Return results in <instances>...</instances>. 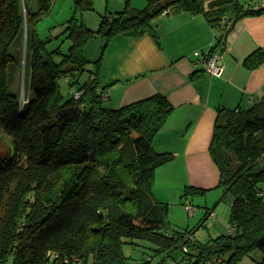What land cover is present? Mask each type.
Returning <instances> with one entry per match:
<instances>
[{
	"label": "trees",
	"instance_id": "16d2710c",
	"mask_svg": "<svg viewBox=\"0 0 264 264\" xmlns=\"http://www.w3.org/2000/svg\"><path fill=\"white\" fill-rule=\"evenodd\" d=\"M54 1L0 0V264H151V257L133 263L125 254L126 245L138 241L156 246L172 264H239L255 252L264 264V98L250 109L220 111L211 155L235 232L202 243L194 239L197 228H174L170 206L154 194L157 170L176 157L154 146L171 103L156 94L113 109L100 83L115 37L150 35L160 45L158 18L204 15L223 33L208 51L213 55L225 49V37L239 21L264 14L263 0L250 6L239 0H150L143 10L127 7L103 16L97 31L74 16L56 37L71 43L67 51L49 48L54 37L45 41L38 33ZM93 3L75 0L76 13L94 10ZM99 36L105 43L89 72L85 50ZM263 64L264 48L244 61L249 70ZM23 73L25 99L12 88ZM63 79L73 89L69 98L61 92ZM207 192L187 187L182 199ZM185 248L187 257L173 255Z\"/></svg>",
	"mask_w": 264,
	"mask_h": 264
},
{
	"label": "crops",
	"instance_id": "0c3cea01",
	"mask_svg": "<svg viewBox=\"0 0 264 264\" xmlns=\"http://www.w3.org/2000/svg\"><path fill=\"white\" fill-rule=\"evenodd\" d=\"M154 25L160 45L150 35H119L112 40L103 59L100 83L108 94L106 104L113 109L156 94L171 103L172 113L154 141L157 151L176 154L157 170L154 186L156 198L170 203L173 193L182 194L187 187L218 188L221 173L211 146L220 111L250 109L264 98V64L255 70L244 65L251 54L264 48V14L239 21L227 34L225 49L218 51L221 77L205 71L204 54L223 36L205 16L164 15ZM92 53L96 57L95 49ZM192 199L202 210V202L195 197L186 201ZM195 207L191 212L200 216L202 211ZM206 207L207 212L214 211L208 202Z\"/></svg>",
	"mask_w": 264,
	"mask_h": 264
},
{
	"label": "rangeland",
	"instance_id": "374dc122",
	"mask_svg": "<svg viewBox=\"0 0 264 264\" xmlns=\"http://www.w3.org/2000/svg\"><path fill=\"white\" fill-rule=\"evenodd\" d=\"M94 10L90 11H80L76 13L75 0H55L53 2L52 10L49 15H47L38 24V33L42 40L47 41L50 37H54V41L49 44V48L62 46L63 51H67L70 47V42H64L65 37L61 39H56L60 35L63 27L68 23L74 16H76L82 23H84L88 28L97 31L100 28L103 16H110L114 13L124 11L127 7L133 9L143 10L148 5L150 0H93ZM260 0H239L243 5L250 6L258 4ZM32 6L36 9L37 4L33 3ZM164 16V15H163ZM161 16L160 18H162ZM176 16V15H172ZM204 17V15H202ZM158 18L157 20H159ZM157 22V21H156ZM155 22V23H156ZM156 26V25H155ZM214 29V28H213ZM221 34L222 31L215 29ZM105 41L99 37L93 39L87 44L85 54L89 64L87 65V71H93L96 68V61L100 57L102 46ZM97 46V47H95ZM95 49L96 57L93 55L92 50ZM24 72V71H23ZM86 72L82 80L86 81L89 78L90 73ZM61 92L67 98L72 94V88L69 87L66 80L60 81ZM13 90L19 93L21 99H25V80L24 73L19 75V80L16 78L15 83L12 86ZM0 148H4L3 143L0 141ZM3 152H6L3 150ZM264 165V162H263ZM261 188L264 190V183H262ZM225 189L215 188L208 190L207 194L194 196L198 201L200 200L202 210L199 209L198 203L192 200L186 201L182 199L184 191L182 194H177V192L172 194L171 202L163 201L170 206V220L173 226L178 231L193 230L197 228L196 240L207 243L211 239H216L220 236L227 235L230 227V217H231V203L229 198L223 199ZM193 197V196H192ZM189 202V203H188ZM206 202L209 204V208L214 209L213 215H210L206 220V225H203V221L207 216ZM188 203V204H187ZM193 207L195 205V210L199 209L202 212L196 214L189 212L187 206ZM191 223L189 226V220ZM213 225V227H209ZM215 225V227H214ZM196 234V233H195ZM137 244H128L125 247V254L131 258L133 263L145 262V260L152 258L151 264H172L173 259L166 255L165 253L157 254L156 246L138 241ZM176 258L183 256V251L178 250L173 253ZM171 258V259H170ZM262 261V254L260 252H255L254 254L245 257L239 264H259ZM92 264V263H90Z\"/></svg>",
	"mask_w": 264,
	"mask_h": 264
},
{
	"label": "built area",
	"instance_id": "2783aa9c",
	"mask_svg": "<svg viewBox=\"0 0 264 264\" xmlns=\"http://www.w3.org/2000/svg\"><path fill=\"white\" fill-rule=\"evenodd\" d=\"M221 56L219 53H215L213 55L210 54V52L205 53L204 54V58H203V63L205 66V71L209 74L212 75L214 77H221L223 74V66L221 65L220 62ZM81 95V93H78L76 95V98H78ZM108 98V94H104V99ZM187 209L189 210V212L193 211V207H190L189 205L187 206ZM214 213L212 212L211 215H213ZM235 232V226L230 224L229 227V235L234 234ZM185 252H183V256H186V253L189 251L188 248L184 249ZM187 257V256H186ZM205 264H212L211 261H207Z\"/></svg>",
	"mask_w": 264,
	"mask_h": 264
},
{
	"label": "water",
	"instance_id": "95a60500",
	"mask_svg": "<svg viewBox=\"0 0 264 264\" xmlns=\"http://www.w3.org/2000/svg\"><path fill=\"white\" fill-rule=\"evenodd\" d=\"M227 20H228V17H225V19H224V25H225V23H226Z\"/></svg>",
	"mask_w": 264,
	"mask_h": 264
}]
</instances>
